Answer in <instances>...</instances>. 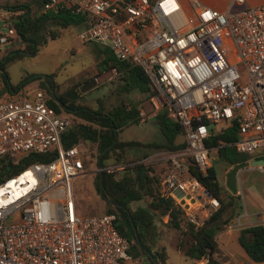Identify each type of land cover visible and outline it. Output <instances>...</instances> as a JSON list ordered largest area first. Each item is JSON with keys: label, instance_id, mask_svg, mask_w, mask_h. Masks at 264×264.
<instances>
[{"label": "built area", "instance_id": "built-area-1", "mask_svg": "<svg viewBox=\"0 0 264 264\" xmlns=\"http://www.w3.org/2000/svg\"><path fill=\"white\" fill-rule=\"evenodd\" d=\"M39 2L40 13L81 15L79 41L96 42L116 61L140 67L152 88L147 118L164 109L180 127L181 148L154 150L126 164L98 165L97 172L165 164L159 195L171 198L196 224L189 205L200 199L203 207L219 204L191 175L184 158L205 174L211 166L205 140L234 124L235 139L219 146L264 159V2L219 11L189 0L188 12L178 0ZM19 44L11 14L0 9V54ZM138 115L143 121V112ZM217 122L223 126L208 127ZM69 125L39 89L19 99L0 94V157L13 163L28 154L49 157L1 178L0 264H149L145 255L129 252L114 213L77 215L72 183L83 173L85 147L80 142L63 145L61 136ZM174 190L181 192L179 198ZM259 225L264 228V210Z\"/></svg>", "mask_w": 264, "mask_h": 264}, {"label": "trees", "instance_id": "trees-1", "mask_svg": "<svg viewBox=\"0 0 264 264\" xmlns=\"http://www.w3.org/2000/svg\"><path fill=\"white\" fill-rule=\"evenodd\" d=\"M18 8L22 10V13L17 16L16 21L13 23L18 36L25 42L32 54L35 53L41 42H45L46 35L53 39L57 36L58 29L69 26L80 28L83 20L81 15L69 13L66 10H60L56 13L31 15L27 13L29 7L26 4H20ZM104 51L105 56L102 60L101 69H114L118 73L119 79L124 82L121 86V91L129 92L130 90H135L148 99L152 93V88L141 68L118 62L112 57L108 49L105 48ZM10 53H6L7 58H10V55L20 54L19 50H14L13 54ZM0 64H2L1 59ZM3 75L7 79L6 74L3 73ZM15 88V86L10 85L11 90L15 91ZM76 92L78 90L74 89L73 91H68L65 96H60L52 91L54 98L65 105L64 112L71 113L82 120V122L71 125L68 119L70 125L61 136L62 143L64 146L75 144L79 140L84 143H94L97 149L96 156L99 166L105 165L101 161L106 160L110 154L114 155V158L109 160L110 163H117L116 161L122 159L123 153L132 147L142 146L150 150H174L184 145L183 138L181 141L178 140V137H182L180 127L168 117L164 109L157 111L152 119L158 133V137L155 140L149 142L119 140L117 133L122 128L138 122V108L132 103L123 101L104 111L99 108H85L81 105H74L71 102V99L76 96ZM0 94H2V91H0ZM45 95L47 104L57 113H60L62 111L61 105L50 98V88ZM115 135L116 139L114 140ZM234 139V124H231L227 128L211 135L205 140V145L212 147L231 142ZM220 148H231L232 151L234 150L229 146H220ZM224 158L232 166L248 160L250 156L242 155L230 158L224 155ZM254 158L261 157L256 156ZM48 159L49 157L46 155L33 157L28 154L19 162L13 163L6 156H3L0 157V173L3 172V176L6 177L29 162ZM160 165L161 168L158 170L162 171V176L167 167L165 164ZM156 166V164H130L121 169L122 171L118 178H115L112 173L104 171L97 173L95 176L94 187L97 195H99V191L101 192L99 197L105 203L104 213L115 214V227L118 233L128 240L129 252L135 255H145L143 252V249H145L158 263L165 264L164 250L159 252L151 250L147 244V234L151 231L156 219L166 216V225L178 230L183 237V239L181 238L177 241L176 246L182 251L184 257L205 260L204 264H220L212 256L216 249L213 236L233 216V207H235L232 200L233 196L228 194L227 198L224 199L220 194V187L212 165L206 170L205 174H200L190 164L188 168L191 175L195 176L205 190L212 197H215L219 203V206L210 213L201 225L195 226L184 219L182 209L174 205L171 198L159 195V178L157 176L159 171ZM140 200H145L142 206L130 207L131 203ZM134 233L138 242L135 240ZM237 241L251 260L264 261V228L261 225L257 224L240 228ZM145 258L149 264H153L146 255Z\"/></svg>", "mask_w": 264, "mask_h": 264}, {"label": "rangeland", "instance_id": "rangeland-1", "mask_svg": "<svg viewBox=\"0 0 264 264\" xmlns=\"http://www.w3.org/2000/svg\"><path fill=\"white\" fill-rule=\"evenodd\" d=\"M20 3L29 7L31 15L39 14L40 5L38 0H0V5ZM78 29L77 26L58 29L57 36L53 39L46 35L45 42L39 44L34 54L28 50L25 42L21 39L17 49L20 54L10 55V58H7L6 53H1L0 55H2V58L5 57V61L2 60V64H0V91L8 99H19L26 92L35 89H39L46 94L49 90L47 80H51L53 93L65 96L68 91L78 90L84 81L102 74L100 82L82 92L78 90L71 102L74 105H81L89 109L99 108L101 111L111 108L120 101L132 103L139 111L143 112V121L140 122L138 120L136 124L125 126L117 133V138L119 140L139 142L155 140L158 137L156 126L150 117L147 118L150 112L148 99L135 90H130L129 92L121 91V86L124 82L119 79L118 73L114 69H101L106 47L96 42L79 41L76 36ZM10 54H13V52ZM3 73L6 74L7 79H5ZM7 83L16 87L14 92L10 93L5 89L7 88ZM18 85H20L19 88L17 87ZM60 114L66 116L70 120L71 125L82 122L81 119L71 113L60 112ZM222 126L223 123L217 122L211 123L208 127L218 129ZM178 140L181 141L182 137H178ZM77 142L82 143L83 147H85L83 173L76 177L72 183V194L77 215L81 217L101 215L105 211V203L97 195L94 187L95 176L99 173L96 171V168H98L96 145L94 143H84L81 140ZM151 152H154V150L142 146L132 147L123 153L121 160L116 162L130 163ZM224 155L234 158L245 154L234 152L231 148L222 149L219 145L210 147L209 156L220 187V194L224 199L227 198L228 194L233 196L232 200L236 203L237 210L241 212L245 209H257V204H254L247 195L248 192L256 190L259 193L257 194L259 204L263 206L264 194L260 192L261 183L264 179L263 173L253 166L247 165L243 167V171L237 174L239 178L236 181L237 196L232 195L233 193H230L224 185L225 173L231 167ZM113 158L114 155L110 154L101 163L110 164L109 160ZM246 161H249V159ZM145 164H156L157 170L161 168L159 163ZM121 171L116 170L112 174L115 178H118ZM2 173H0V181L2 177H5ZM161 173L162 171L157 173L159 179ZM145 200L133 202L130 207L142 206ZM181 238L183 239L178 230L166 225V216H163L161 219H156L151 231L148 232L147 244L151 250L158 252L164 250L168 264H190V260L184 258L175 248L176 242ZM196 264H200V262Z\"/></svg>", "mask_w": 264, "mask_h": 264}, {"label": "crops", "instance_id": "crops-1", "mask_svg": "<svg viewBox=\"0 0 264 264\" xmlns=\"http://www.w3.org/2000/svg\"><path fill=\"white\" fill-rule=\"evenodd\" d=\"M203 5L208 6L210 8L219 10V11H224L227 8L231 11H236L244 7H249V6H255L260 3H263L264 0H242L240 3L235 2L234 0H199ZM39 2V0H38ZM181 8L185 11L188 12L189 10V0H178ZM23 4V3H20ZM20 4H14V5H6V4H1L0 9L2 10H7L9 14H11V19L13 22L16 21V18L18 15L22 13V10L18 8ZM40 5V2H39ZM30 11V10H29ZM29 11L27 13H29ZM40 13V11H39ZM24 16V15H23ZM18 48L7 50V52H14V50H17ZM5 57L1 58V60H4ZM3 94V93H2ZM250 156L249 160L255 159V156L248 155ZM260 157V156H259ZM263 159V158H262ZM255 167L258 171L261 172L260 166H253ZM242 168L237 170L235 177L236 181L239 180L237 174L241 173ZM236 181H235V186H236ZM264 183V179L261 183V190L260 192H263L264 194V189L262 188V184ZM257 191L253 190L248 192V198L254 203L257 204V209H245L241 212L237 210L236 208V203L234 202L233 207V216L229 219V221L223 226L222 229L218 230L213 238L214 242L216 245L215 252H213L212 256L215 258L220 264H264V261H253L251 260L243 251L242 247L239 245L237 241V235H238V230L243 227H248V226H253L259 224L260 221V216L262 211L264 210V205L260 206L259 200L257 198ZM236 195V191L232 194ZM203 202V199H200L199 201H196L189 205L188 207V212H190L195 220L196 224L195 226L201 225L210 215L211 212H213L215 209H211L208 206H200V204ZM183 216L186 219L185 213L183 212ZM187 221V219H186ZM224 224V223H223ZM177 243V242H176ZM175 248L179 251V253L182 255V251L176 246ZM183 256V255H182ZM184 257V256H183ZM186 258V257H184ZM190 264H204L205 260H198V259H190ZM165 264H168L166 262V255H165Z\"/></svg>", "mask_w": 264, "mask_h": 264}, {"label": "water", "instance_id": "water-1", "mask_svg": "<svg viewBox=\"0 0 264 264\" xmlns=\"http://www.w3.org/2000/svg\"><path fill=\"white\" fill-rule=\"evenodd\" d=\"M101 76H103L102 74L101 75H98L96 77H93V78H90L86 81H84L78 88V90L80 92L90 88V87H93L95 84H97L98 82H100L101 80ZM7 89L10 93L14 92V90H11L10 89V85L7 83ZM20 85H18L17 87H19ZM116 139V135H115V138L114 140ZM186 163L188 164H191V162L187 159V158H184L183 159ZM261 166L264 168V159L262 158H257V159H251L249 161H243V162H239V163H236L234 165H232L228 171L225 173V180H224V185L225 187L227 188V190L230 192V193H234L236 191V186H235V181H236V177H235V174L237 172L238 169L240 168H243L245 166ZM99 196H101V192L99 191L98 192ZM173 194L179 198L181 196V192L178 191V190H174L173 191ZM208 195V194H207ZM179 203H183L182 200H180ZM132 229L134 230V227L132 226ZM135 235V240L136 242H138V239H137V236L136 234L134 233ZM143 252L145 253V255L149 258V260L153 263V264H160L158 263L152 256L151 254L143 249Z\"/></svg>", "mask_w": 264, "mask_h": 264}, {"label": "flooded vegetation", "instance_id": "flooded-vegetation-1", "mask_svg": "<svg viewBox=\"0 0 264 264\" xmlns=\"http://www.w3.org/2000/svg\"><path fill=\"white\" fill-rule=\"evenodd\" d=\"M47 84H48V86H49V88H50V98L54 101V102H56L57 104H59V105H61V112L63 113L64 111V109L66 108L65 107V105H63L60 101H58L56 98H54V95H53V93H52V82H51V80H47ZM20 87V86H19ZM18 87V88H19ZM7 90V89H6ZM8 91V90H7ZM9 92V91H8ZM47 98H49V97H47ZM68 110H70L69 108H67Z\"/></svg>", "mask_w": 264, "mask_h": 264}]
</instances>
